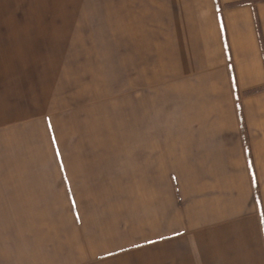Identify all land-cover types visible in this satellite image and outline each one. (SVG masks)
<instances>
[{"label":"crops","instance_id":"1","mask_svg":"<svg viewBox=\"0 0 264 264\" xmlns=\"http://www.w3.org/2000/svg\"><path fill=\"white\" fill-rule=\"evenodd\" d=\"M99 1L104 73L0 23V264H264V0Z\"/></svg>","mask_w":264,"mask_h":264},{"label":"rangeland","instance_id":"2","mask_svg":"<svg viewBox=\"0 0 264 264\" xmlns=\"http://www.w3.org/2000/svg\"><path fill=\"white\" fill-rule=\"evenodd\" d=\"M104 8V2L99 0H3L0 23L15 25L17 33L12 40L30 47L22 54L24 62L34 57V63L39 62L42 69L45 62L48 67L57 60L47 61L54 54L75 56L80 62L78 57L84 53L88 57L90 52L97 59L95 70L104 73L106 18L99 15ZM91 42H97L94 52L90 49ZM66 68L70 70L68 65Z\"/></svg>","mask_w":264,"mask_h":264}]
</instances>
